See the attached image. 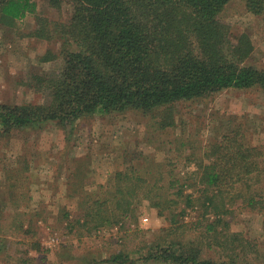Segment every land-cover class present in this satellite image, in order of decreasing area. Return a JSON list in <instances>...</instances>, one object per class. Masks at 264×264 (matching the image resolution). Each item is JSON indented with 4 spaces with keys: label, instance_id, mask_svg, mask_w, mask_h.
<instances>
[{
    "label": "trees",
    "instance_id": "16d2710c",
    "mask_svg": "<svg viewBox=\"0 0 264 264\" xmlns=\"http://www.w3.org/2000/svg\"><path fill=\"white\" fill-rule=\"evenodd\" d=\"M47 1L59 11L69 5L71 19L62 23L38 16L39 28L28 36L57 40L58 55H48L44 61L62 65L53 73L33 75L36 90L47 95L46 102L0 103V138L48 123L73 129L85 117L130 111L160 118L159 128H168L176 124L179 103L231 89H259L264 95V68L247 65L255 49L252 37L248 33L234 37L223 17L231 0ZM247 8L262 14L264 0H247ZM36 10L35 0H0V22L17 27ZM263 157L264 149L247 144L238 130L217 141L208 153L209 162L199 166V178L190 185L178 177L150 183L142 174L119 172L115 181L101 186L107 197L96 195L80 211L82 224L91 231L119 224L135 207L148 204L171 225L145 252L140 250L139 258L121 251L110 255L108 262L256 264L247 249L237 252L238 242L245 238L231 231L228 217L230 205L239 197L228 200L227 194L239 183L259 180ZM258 203L253 197L249 200L250 205ZM190 209H201L203 214L184 222ZM4 251L7 243L0 236V254ZM93 256L78 257L76 262L93 264ZM23 261L31 262L30 257Z\"/></svg>",
    "mask_w": 264,
    "mask_h": 264
},
{
    "label": "rangeland",
    "instance_id": "374dc122",
    "mask_svg": "<svg viewBox=\"0 0 264 264\" xmlns=\"http://www.w3.org/2000/svg\"><path fill=\"white\" fill-rule=\"evenodd\" d=\"M35 1L36 12L17 27L0 22V103L46 102L33 75L53 73L62 65L44 61L58 55L57 40L28 35L39 28L38 16L68 23L71 7L66 4L59 11L47 0ZM223 17L234 37L243 33L252 37L255 49L247 65L264 68V12L253 14L247 0H231ZM174 112L176 124L168 128H159L160 118L130 111L85 117L73 129L48 123L0 138V236L7 243L0 264H83L76 259L93 255V264H114L108 262L109 256L121 251L139 258L140 250L163 235L170 222L143 204L119 224L89 230L80 211L96 195L107 197L101 186L115 181L119 172L142 174L150 183L178 177L190 185L199 178V166L209 162L208 153L217 141L238 130L247 144L264 149V95L259 89H231L179 103ZM249 183H239L227 194L228 200L239 197L230 205L228 220L231 231L245 238L238 242L237 252L247 249L252 261L264 264V171ZM251 197L259 203L250 205ZM200 214L203 210L190 209L184 222L196 221ZM27 257L31 262L23 261Z\"/></svg>",
    "mask_w": 264,
    "mask_h": 264
}]
</instances>
